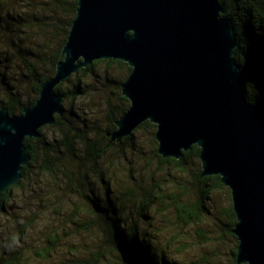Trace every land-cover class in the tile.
<instances>
[{
	"label": "water",
	"instance_id": "95a60500",
	"mask_svg": "<svg viewBox=\"0 0 264 264\" xmlns=\"http://www.w3.org/2000/svg\"><path fill=\"white\" fill-rule=\"evenodd\" d=\"M218 0H78L54 76L21 114L0 109V194L27 166L24 140L61 114L54 88L97 60L131 69L121 85L129 106L112 142L144 122L157 153L179 160L199 148L201 177L219 176L236 216L237 264H264V109L249 103L231 19Z\"/></svg>",
	"mask_w": 264,
	"mask_h": 264
},
{
	"label": "trees",
	"instance_id": "16d2710c",
	"mask_svg": "<svg viewBox=\"0 0 264 264\" xmlns=\"http://www.w3.org/2000/svg\"><path fill=\"white\" fill-rule=\"evenodd\" d=\"M218 1L224 9L222 16L233 22L238 43L234 58L244 74L246 99L264 109V0ZM77 3L78 0H0V91L3 94L0 109H7L9 115L21 114L25 107L32 106L38 99L41 85L54 76L56 64L63 59L62 48L76 15ZM12 65L19 66L25 92L21 84L11 85L7 78ZM130 71L120 60H97L54 88L53 93L63 97L61 114L54 116L53 125L39 130L38 138L24 140L26 154L31 159L23 167L21 179L0 194V214L11 208L7 205L12 191L28 178L32 168L50 177L63 175L68 184L76 178L79 186L76 192L82 193L88 202L89 225L93 231H100L102 238L85 257L67 264H178L152 245V237L145 227L149 218L147 212L156 201L169 202L167 207L176 212L177 224L187 228L211 215L212 195L221 193L225 195L227 205L220 212L223 219L219 226L220 236L233 243L229 262L237 264L238 241L232 233L236 216L230 190L220 182L219 176L201 177L198 146L193 145L183 152L179 160L163 159L157 153L156 126L148 121L119 142H112L107 136L117 129L115 122L129 106V101L121 95V85ZM93 91L102 94V98L104 93L106 95L107 114L103 126L86 123L76 105ZM44 130L51 131V136ZM142 131L148 135L154 162L151 164L156 170L188 175L189 186L178 184L170 196H166L159 185H154L149 192L144 189L138 198L135 186L115 195L110 180L115 162L108 160V169L104 162L112 152L121 161L131 154L137 161L144 162L146 152L137 137ZM130 180H133L131 175ZM96 183L103 190L93 189ZM189 193L192 199L184 202V195ZM134 202L138 203L136 216L130 212V204L133 207ZM178 237L180 234L173 239ZM197 237L204 244L212 241L203 230L197 231ZM57 238L56 235L46 240V246L39 254L41 258L48 260L60 241ZM4 255L7 257H0V264L25 263L19 252Z\"/></svg>",
	"mask_w": 264,
	"mask_h": 264
},
{
	"label": "rangeland",
	"instance_id": "374dc122",
	"mask_svg": "<svg viewBox=\"0 0 264 264\" xmlns=\"http://www.w3.org/2000/svg\"><path fill=\"white\" fill-rule=\"evenodd\" d=\"M7 78L11 85L21 84V89L25 92L22 80L24 78L20 75L19 66L12 65L8 69ZM101 96L103 97L93 91L76 103L81 117L90 126H103L106 122V95L104 93V98ZM2 97L0 91V98ZM44 133L51 136L49 130H44ZM137 137L146 152L144 162L137 161L131 154L127 155V160L121 161L113 152L104 162L107 169L108 160L115 162L110 179L115 195H121L126 188L135 186L138 198L144 189L149 192L154 189V185H159L161 191L170 196L177 190L178 184L189 186L188 175L169 173L166 169L157 171L154 164H151L154 162L147 133L142 131ZM130 175L133 180H130ZM68 183L63 175L50 177L42 174L37 168L31 169L28 178L22 180L21 185L12 191L11 201L7 205L11 208L7 213L0 214V257H7L4 255L7 252H19L23 256L24 264H67L70 260L85 257L86 253L99 243L102 234L98 230L93 231V227L89 225L91 219L87 212L88 202L82 193L76 192L79 191L76 178ZM98 187L96 183L93 189L103 190ZM191 199V193L183 197L184 202ZM168 203L161 204L156 201L147 212L149 218L147 224H144L147 233L152 237V245L157 250H163L170 260L178 264H230L233 243L228 238H222L219 229L220 221L223 220L220 212L227 205L224 194L212 195L211 215L197 225L187 228L177 224L176 212L168 209ZM131 206L132 204L131 215L136 216L138 203L134 202V206ZM198 230L206 231V236L212 241L202 243L197 237ZM179 234L180 237L173 239ZM56 235L60 241L48 260H44L39 254L46 246V240Z\"/></svg>",
	"mask_w": 264,
	"mask_h": 264
}]
</instances>
